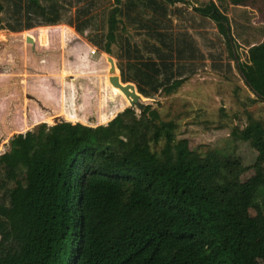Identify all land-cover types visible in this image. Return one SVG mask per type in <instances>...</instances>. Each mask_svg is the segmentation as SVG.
<instances>
[{
	"label": "trees",
	"instance_id": "16d2710c",
	"mask_svg": "<svg viewBox=\"0 0 264 264\" xmlns=\"http://www.w3.org/2000/svg\"><path fill=\"white\" fill-rule=\"evenodd\" d=\"M170 2L183 0H126V8L148 5L154 18L162 11L155 18L161 23ZM115 3L105 52L127 14L123 0ZM26 8L47 24L61 22L55 5L27 0ZM3 10L0 0V15ZM196 10L231 34L229 17L214 0ZM34 25L31 18L26 28ZM170 43L167 51L153 45L150 59L137 56L129 72L120 62L122 81L135 82L147 98L177 92L186 76ZM239 68L264 99V41L249 48ZM175 130L148 103L143 110L126 108L108 125L62 120L47 131L17 135L0 156V200L9 202L0 203V264H261L264 173L244 181L236 153L193 149ZM232 135L264 158V119L249 113L247 125ZM162 138L166 144L154 149ZM250 207L258 215L244 219Z\"/></svg>",
	"mask_w": 264,
	"mask_h": 264
},
{
	"label": "rangeland",
	"instance_id": "374dc122",
	"mask_svg": "<svg viewBox=\"0 0 264 264\" xmlns=\"http://www.w3.org/2000/svg\"><path fill=\"white\" fill-rule=\"evenodd\" d=\"M39 1L57 6L61 22L47 24L26 8L27 0H2L0 36H11L0 42V156L11 151L17 135L47 131L56 118L108 125L130 107L126 95L110 82L108 55L129 72L137 56L150 59L153 45L167 51L165 44L172 42L185 82L177 92L144 96V102L157 108L164 120L174 121L177 138L187 139L191 148L236 153L244 181L258 171L264 173V158L252 143L232 141V132L247 125L249 113L264 119V99L251 91L239 68L248 60L249 48L264 41V0L240 5L214 0L229 17L230 35L196 10L209 0L170 2L168 17L161 23L155 18L162 11L154 18L148 5L126 8L123 0L121 7L127 14L120 17L118 40L108 44L109 52L102 48L115 0ZM31 18L36 25L26 28ZM27 35L35 37L34 43ZM166 142L162 138L154 149L160 150ZM0 203L9 204L7 199ZM257 215V209L250 207L244 219Z\"/></svg>",
	"mask_w": 264,
	"mask_h": 264
},
{
	"label": "water",
	"instance_id": "95a60500",
	"mask_svg": "<svg viewBox=\"0 0 264 264\" xmlns=\"http://www.w3.org/2000/svg\"><path fill=\"white\" fill-rule=\"evenodd\" d=\"M7 36L6 39H4L2 36H0V42L8 40V37L11 35H5ZM29 42L34 43L33 38H28ZM108 60L110 62V73H112V76L110 77V82L113 86L118 87L122 90V92L126 95V97L130 101V107L131 108H140V110H143L145 107V103L143 100V95L138 91L137 86L132 82H123L121 75L118 73V66L116 63V59L112 54L108 55ZM61 120L59 118L55 119V123H59Z\"/></svg>",
	"mask_w": 264,
	"mask_h": 264
}]
</instances>
